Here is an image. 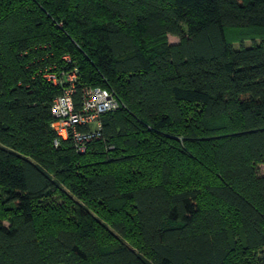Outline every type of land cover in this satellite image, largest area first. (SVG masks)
<instances>
[{"label":"trees","instance_id":"trees-1","mask_svg":"<svg viewBox=\"0 0 264 264\" xmlns=\"http://www.w3.org/2000/svg\"><path fill=\"white\" fill-rule=\"evenodd\" d=\"M74 70L120 101L82 152ZM262 163L264 0H0V264H264Z\"/></svg>","mask_w":264,"mask_h":264},{"label":"built area","instance_id":"built-area-1","mask_svg":"<svg viewBox=\"0 0 264 264\" xmlns=\"http://www.w3.org/2000/svg\"><path fill=\"white\" fill-rule=\"evenodd\" d=\"M47 81L65 85L62 92L52 101L51 126L56 133L54 144L61 139H71L75 148L82 152L88 143L101 137V116L107 111L120 106V101L114 91L100 86H85L82 90L81 103L76 108L73 95L76 90V71L61 77L55 72H46Z\"/></svg>","mask_w":264,"mask_h":264},{"label":"rangeland","instance_id":"rangeland-1","mask_svg":"<svg viewBox=\"0 0 264 264\" xmlns=\"http://www.w3.org/2000/svg\"><path fill=\"white\" fill-rule=\"evenodd\" d=\"M261 33L262 32H260L257 29H250V30H242L240 33H237V35L242 38L245 37L243 40V44L249 45L253 41H259L260 39L259 35H262ZM168 40L169 42H176L178 41V38L175 36L169 35ZM258 172L264 174V163L258 165Z\"/></svg>","mask_w":264,"mask_h":264}]
</instances>
